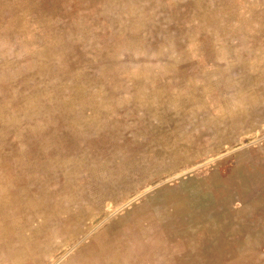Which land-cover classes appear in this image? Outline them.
Instances as JSON below:
<instances>
[{
  "label": "rangeland",
  "instance_id": "rangeland-1",
  "mask_svg": "<svg viewBox=\"0 0 264 264\" xmlns=\"http://www.w3.org/2000/svg\"><path fill=\"white\" fill-rule=\"evenodd\" d=\"M0 264H264V0H0Z\"/></svg>",
  "mask_w": 264,
  "mask_h": 264
}]
</instances>
